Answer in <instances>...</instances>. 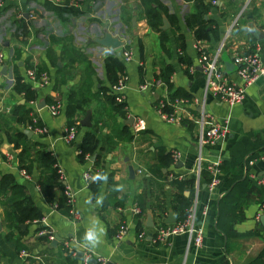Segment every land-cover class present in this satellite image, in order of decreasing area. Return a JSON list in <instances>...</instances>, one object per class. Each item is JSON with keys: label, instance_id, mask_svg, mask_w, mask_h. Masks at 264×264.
Returning <instances> with one entry per match:
<instances>
[{"label": "crops", "instance_id": "crops-1", "mask_svg": "<svg viewBox=\"0 0 264 264\" xmlns=\"http://www.w3.org/2000/svg\"><path fill=\"white\" fill-rule=\"evenodd\" d=\"M54 1L0 0V53L4 59L0 67V182L9 177L1 184L7 189L0 192V264H83L86 251L108 264H181L183 258L187 264H264V228L255 220L264 201L255 183L264 178V150H254L252 156L245 157L251 163L244 167L234 189V198L240 196L230 227L235 235L226 237L215 228L216 204L229 191L225 181L239 172L225 166L230 162L231 147L264 140V79L246 89L241 104L229 108L204 94L203 76L192 49L198 42L210 53L224 38L219 68L230 81L240 83L232 64L234 55L248 52L256 43L264 61V39L256 40L248 30L252 26L263 33L264 0H157L164 11L159 10L160 24L155 27L144 16L140 0H75L76 7L67 10L55 7ZM200 1L206 8L202 18L209 29L205 39H196L195 28L188 29L183 22L188 15L200 12ZM104 33L122 45L114 50L97 45L95 40ZM125 49L132 52L128 63L121 58ZM107 58H116L123 65L126 87L121 110L110 103L113 94L104 69ZM26 70L45 72L47 86L32 88L24 79ZM16 76L35 92L33 101L25 102L23 94L15 90ZM82 89L89 94L83 99L79 97ZM174 96L198 101L197 107L190 108L193 118L201 110L218 123L226 122V137L201 149L203 163L197 188L190 174L198 151L196 125L189 119L179 126L165 124L155 113L159 99L171 101ZM39 102L44 107L37 110ZM54 102H59L61 109L51 117L45 106ZM17 106L22 111L30 108L28 117H35L46 134H33L25 120L16 123ZM69 107L73 110L71 120L66 116ZM86 111L90 112L89 128L79 125ZM135 119L142 121L137 132L131 127ZM69 122L76 127V137L66 145L60 138ZM119 129H124L122 138L130 135L131 139L108 144V140L116 142ZM15 131L30 132L29 136L23 134L25 140L17 147L11 142ZM86 132L94 135L96 148L92 155H85L87 159H79L78 149ZM173 150L180 152L175 164L170 160ZM40 152L52 159L56 176L58 171L62 173L57 182L73 193L71 209L76 218L55 210L60 197L57 188L52 190V203L43 202L37 181L51 173L38 163ZM93 155L96 166L90 162ZM216 159L221 161L223 182L210 194L206 168ZM128 166L133 169L132 178L128 177ZM87 171L90 179L85 185L82 175ZM98 173L107 174L106 183L94 181ZM183 181L187 185L179 188L177 183ZM117 186L122 190H114ZM99 196L104 197L103 205L95 206ZM194 197V219L203 230L201 247L195 249L183 235L171 237L167 244L152 243L154 226L164 223L169 214L176 221L181 203H191ZM21 199L40 218L15 222L7 229L4 208ZM133 208L139 213L133 214ZM147 216L152 228L145 226ZM97 219L106 229L104 242L95 249L86 248L82 237ZM120 230L124 234L116 241ZM40 232L44 235L39 236ZM53 235L59 242L52 246ZM70 238L74 243H67ZM21 251L26 257H19ZM88 264L96 263L91 260Z\"/></svg>", "mask_w": 264, "mask_h": 264}, {"label": "built area", "instance_id": "built-area-1", "mask_svg": "<svg viewBox=\"0 0 264 264\" xmlns=\"http://www.w3.org/2000/svg\"><path fill=\"white\" fill-rule=\"evenodd\" d=\"M53 4L55 7H60L65 10L76 7L75 0H68L66 3L55 0ZM211 4L214 5L215 2L212 1ZM223 48L224 38L210 53L206 52L204 48H201L198 42L192 44V49L195 51L197 56V66L199 67L200 73L202 74L204 80V94L209 95L212 98L225 104L229 108H232L241 104L245 96V91L249 86L260 79H264V61L260 58V48L256 43L248 52L234 55L232 57V64L235 67V76L240 82L237 84L230 81L219 68V57ZM121 58L124 63H128L132 59V52L129 49L122 50ZM2 64H4V59L3 55L0 53V67L2 66ZM24 79L28 81L32 88L37 89L46 87L49 82L48 76L45 72L37 73L34 70H26ZM125 87V73L121 72L117 75L115 84L110 88L116 104H123L122 91L125 89ZM140 89L144 90L145 86ZM198 105L199 103L196 99L189 100L186 98H174L171 101L167 99H159L155 106V113L161 122L169 125L179 126L184 119H189L197 127L196 144L198 147V151L194 160L193 168L190 171V174L195 180V188L198 187L200 172L202 171V147L219 142L220 140H223L227 135L226 122L218 123L211 116L201 110L197 113L196 118H193L191 116L193 115L190 112L191 106L193 108L197 107ZM45 109L49 116L55 117L59 114L61 105L59 102H54L48 106H45ZM141 125L142 121L139 119H135L133 120L131 127L134 132H137L141 128ZM29 126L31 132L35 135L46 134V128L40 125L35 117L30 118ZM75 137L76 127L73 125L68 126L64 129L60 139L64 144L68 145L75 140ZM85 158L87 159V156H85ZM179 158L180 152L176 150L170 152V159L172 164H175L179 160ZM220 164V159H216L215 161L210 162L206 168L210 176L209 182L207 184V190L210 194H212L215 188L220 184V172L218 170ZM21 175L27 178L24 172H21ZM57 178L58 180L62 178V173H60L59 171ZM89 179L90 174L89 171H87L82 175V180L85 185L88 184ZM178 179H182V177H178ZM255 183L260 186L262 193L264 194V178L256 180ZM62 193L66 199V204L69 206L68 216L76 218L75 213L71 209L73 203V193L68 186L63 187ZM195 207L196 198L194 197L186 211V216L183 221H175L171 224L159 222L157 225H155L151 242L156 244H167L168 240L171 237L183 235L188 238V241L191 242L192 246L195 249H199L202 244L203 230L201 226L196 225L194 219ZM206 210V208L203 209V211L201 212L202 216L206 214ZM132 212L133 214H138L139 210L137 208H133ZM262 215H264V201H262L258 207L255 220L258 221V218ZM123 234L124 230H120L115 236V240H120ZM38 235H44V232H40ZM50 239L52 238L50 237ZM67 243H74V239L70 238L69 240H67ZM19 257L24 258L26 257V254L21 251L19 252ZM91 260H93L96 264H108L106 260L99 257L94 258L89 252H84L82 256L83 264H88ZM181 264H187L185 258H183Z\"/></svg>", "mask_w": 264, "mask_h": 264}, {"label": "trees", "instance_id": "trees-1", "mask_svg": "<svg viewBox=\"0 0 264 264\" xmlns=\"http://www.w3.org/2000/svg\"><path fill=\"white\" fill-rule=\"evenodd\" d=\"M150 3L153 4V6L150 5ZM140 5L141 7L145 10L144 11V16L148 20L149 24L151 27H155L156 25L160 24V15H159V10L160 12H163L164 10L162 7L159 5L157 0H140ZM200 5V12L188 15L187 17L184 18V26L188 29L195 28L194 30V36L196 39H205L207 36V32L209 29L205 26V21L203 20V15L205 12V7L201 5V1L199 2ZM198 7V6H197ZM208 29V30H207ZM179 58V57H178ZM104 69H105V78L109 86H112L115 84L117 75L120 74L123 71V65L116 59V58H107L106 61L104 62ZM37 73L42 72V70H37ZM88 84L85 83V86ZM15 90L17 92H21L23 94V97L25 99V102L27 101H33L35 98V92L28 86L21 84L20 83V77H15ZM89 96V94L86 92V90H81L80 91V98L83 99L84 97ZM110 103L115 105L119 110L122 109L123 104H116L114 101V96H110ZM176 97V96H174ZM173 97V98H174ZM177 98V97H176ZM181 98H186L189 99L186 96H182ZM172 99V98H170ZM81 100L79 99V102ZM75 105V104H74ZM75 110L78 109L77 106H74ZM21 106H17V112L14 114L16 116L15 122L16 123H23L25 120L26 123L30 124V118L28 117V114L30 113V108H25L24 111H22ZM67 119L71 120V117L73 116V110L72 108H67ZM21 110L22 112H19ZM68 126H73L72 122L68 123ZM124 134V129H119L118 134L115 136L116 142L112 140H108V144L110 145H115L117 142L121 141H129L131 139L130 135H126L123 138L121 135ZM11 142L14 144L15 147L18 145H21L22 140H25V136L20 132V131H15L11 134ZM262 147V148H258ZM96 148V142L94 139V135L92 132H86L82 138L81 144L78 149V158L81 159L85 155H92L95 151ZM261 149L264 150V140L262 142H257V141H252L249 144H243V143H237L231 147V150L229 151V164H226L225 166L228 168H238L239 172L237 175L228 178L225 181L227 189H229L228 193L224 195L216 204V210H217V217H216V223H215V228L216 230L221 233L222 235L228 237V236H234L232 230H231V225L233 221V214H234V208H236V205L238 203L237 200L240 198H234L235 192L234 189L238 185V181L241 179L243 176V169L244 167L249 164L247 158L245 157L252 156L254 150ZM258 151V150H257ZM25 149L23 148L21 150V156L24 154ZM171 160V159H170ZM37 161L40 164L41 167L44 168L45 171H50L49 176H42L40 180L37 181L38 184V190L39 193L42 197V200L46 204H51L53 195H52V190L53 188H57L60 192V197L58 198V201L55 206V210H60L63 215L68 214L69 206L66 204V199L62 193L63 187L57 182V177L58 173L56 176V169L51 168L52 166V159L48 156V154H45L44 152H40L37 155ZM248 162V163H247ZM97 165V161L95 160L93 162V166ZM220 169V165L218 167V170ZM220 172V171H219ZM208 173V172H207ZM209 176V173H208ZM220 183L222 180V176L220 174ZM9 177L3 179L0 182V192L5 191L7 187L4 189L1 188V184L8 180ZM210 179V176H209ZM208 179V182H209ZM175 181V180H174ZM190 185L194 182L189 181ZM177 185L183 188V186L187 185L183 182L177 183ZM231 188V189H230ZM180 193V191H179ZM181 199V193H180ZM27 201H23L21 199L20 201H17L15 203H11V205L6 206L4 208V223L7 227V229H10L11 226H13L16 222V224H21L25 220H31V219H39L40 216L37 212H34L31 207L26 205ZM190 205V202L187 200H184L181 203V207L179 210V218L176 220L177 222H181L184 220L186 216V211ZM139 217V216H138ZM250 234V233H248ZM250 264H255V261L250 263Z\"/></svg>", "mask_w": 264, "mask_h": 264}, {"label": "water", "instance_id": "water-1", "mask_svg": "<svg viewBox=\"0 0 264 264\" xmlns=\"http://www.w3.org/2000/svg\"><path fill=\"white\" fill-rule=\"evenodd\" d=\"M132 23H133V20H132ZM248 30H249V33L251 34V36L253 38H255L256 40L264 39V33L254 29L252 26H249ZM95 43L97 45L101 46V47L106 48L107 50H114V49L119 48L122 45L121 42H119L117 38H114L110 34H107V33H104L103 36L100 39L95 40ZM4 72H5V67L2 68L1 74H3ZM43 107H44V103L43 102H39L36 105V109L37 110H39V109H41ZM89 120H90V112L86 111L84 116H83V118L79 122V125L81 127H84V128H89L90 127ZM23 134L25 136H29L30 132L24 131ZM93 159H94V155L90 159V162H93ZM127 173H128V177L132 178L133 169L130 166L127 167ZM258 221L260 222L261 226L264 228V215L260 216L258 218ZM174 222H175V218L172 216V214H169V215H167L164 223L165 224H171V223H174ZM145 226L148 227V228H152L153 227V224L151 223V220H150L149 216H147V218H146ZM0 230H1V223H0ZM52 238L53 239L50 242V244L53 246L57 242H59V239L55 235H53Z\"/></svg>", "mask_w": 264, "mask_h": 264}, {"label": "clouds", "instance_id": "clouds-1", "mask_svg": "<svg viewBox=\"0 0 264 264\" xmlns=\"http://www.w3.org/2000/svg\"><path fill=\"white\" fill-rule=\"evenodd\" d=\"M94 181H102L104 183L107 182V174L106 173H98L93 177ZM114 190L121 191L122 186H117ZM104 201L103 196H99L95 198V206H102ZM89 203L91 200L88 201ZM106 235V229L102 225V223L97 219L92 222V224L86 229L83 237H82V245L86 248L95 249L100 246L104 242V237Z\"/></svg>", "mask_w": 264, "mask_h": 264}]
</instances>
